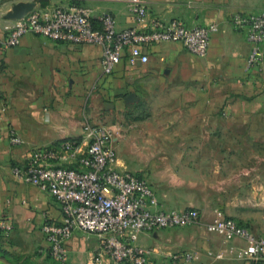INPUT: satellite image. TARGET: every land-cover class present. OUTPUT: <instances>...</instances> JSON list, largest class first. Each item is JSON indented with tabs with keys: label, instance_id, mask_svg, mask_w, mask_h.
Wrapping results in <instances>:
<instances>
[{
	"label": "crops",
	"instance_id": "crops-1",
	"mask_svg": "<svg viewBox=\"0 0 264 264\" xmlns=\"http://www.w3.org/2000/svg\"><path fill=\"white\" fill-rule=\"evenodd\" d=\"M144 2L148 16L139 21L129 0H0V39L19 4L84 5L95 20L112 14L119 30L145 28L154 19L219 28L205 57L179 42H159L149 47L147 64L131 65L125 56L112 75L103 72L102 48L91 44L26 35L20 45L0 48V221L13 226L12 246L4 244L9 253L47 257L42 228L63 220L55 198L19 181L13 169L37 147L82 141L87 120L111 129L115 168L148 179L164 210H199L196 225L139 236L136 244L154 250L159 263L191 253L195 264H244L207 231L216 211L264 235V45L262 65L249 68L246 31L232 23L238 14L264 13V0ZM12 132L24 144L12 146ZM100 243L75 233L68 264H90ZM0 264L11 262L0 255Z\"/></svg>",
	"mask_w": 264,
	"mask_h": 264
},
{
	"label": "built area",
	"instance_id": "built-area-1",
	"mask_svg": "<svg viewBox=\"0 0 264 264\" xmlns=\"http://www.w3.org/2000/svg\"><path fill=\"white\" fill-rule=\"evenodd\" d=\"M132 16L143 21L148 16L144 0H129ZM94 19V12L84 5L46 7L32 10L23 18L8 22L0 48L18 46L26 35L45 37L58 44L102 48L101 66L112 75L126 56L131 65L147 64L148 49L159 42H179L191 54L205 57L217 25L189 27L181 20L154 19L145 28L119 30L115 17L104 13ZM234 27L245 30L251 45L249 68L263 62L264 13L235 15ZM12 146L24 144L12 132ZM113 133L106 125L85 121L82 141L64 140L33 149L22 167L13 169L19 181L49 193L60 205V224L46 223L42 232L46 254L60 264H68V242L82 232L100 238L101 245L90 264H162L153 257L154 250L136 243L143 233L152 234L196 225L200 212L195 208L164 210L157 191L145 177L118 171ZM0 230L8 236L11 223L1 220ZM229 246L235 261L254 264L264 262V235L255 233L222 211L215 212L207 225ZM238 240L241 244L236 245ZM218 254L216 259H222ZM168 264H195L191 253H176Z\"/></svg>",
	"mask_w": 264,
	"mask_h": 264
},
{
	"label": "rangeland",
	"instance_id": "rangeland-1",
	"mask_svg": "<svg viewBox=\"0 0 264 264\" xmlns=\"http://www.w3.org/2000/svg\"><path fill=\"white\" fill-rule=\"evenodd\" d=\"M10 236H4L3 238L0 239V255L2 256L3 259L8 260L9 262H11V264H60L56 261H54L53 259H51L50 257H45L43 256V254L41 253H37V255H39V257L36 259H33V254L32 252H26V253H9L4 247L6 245H4L5 243L9 244V246H12V244L10 243ZM15 253V254H14ZM247 264V263H244ZM259 264H264V262H259Z\"/></svg>",
	"mask_w": 264,
	"mask_h": 264
},
{
	"label": "water",
	"instance_id": "water-1",
	"mask_svg": "<svg viewBox=\"0 0 264 264\" xmlns=\"http://www.w3.org/2000/svg\"><path fill=\"white\" fill-rule=\"evenodd\" d=\"M32 9L28 8L23 4H19L15 7L14 12L16 14V20L23 18L27 13L31 12Z\"/></svg>",
	"mask_w": 264,
	"mask_h": 264
},
{
	"label": "trees",
	"instance_id": "trees-1",
	"mask_svg": "<svg viewBox=\"0 0 264 264\" xmlns=\"http://www.w3.org/2000/svg\"><path fill=\"white\" fill-rule=\"evenodd\" d=\"M95 22H96V20H95ZM3 237H4V235H3L2 231L0 230V239Z\"/></svg>",
	"mask_w": 264,
	"mask_h": 264
}]
</instances>
